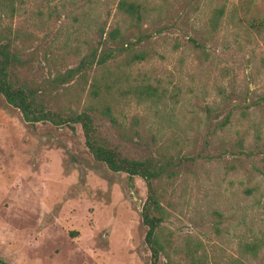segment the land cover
<instances>
[{
	"label": "rangeland",
	"instance_id": "obj_1",
	"mask_svg": "<svg viewBox=\"0 0 264 264\" xmlns=\"http://www.w3.org/2000/svg\"><path fill=\"white\" fill-rule=\"evenodd\" d=\"M138 1L148 40L124 45L86 83L52 80L92 50L114 48L101 45L102 31L134 41L118 0H11L0 26L20 55L19 76L41 86L48 108L82 110L94 80L119 124L96 101L99 135L126 158L176 164L155 182L160 264H264V0ZM216 6L224 16L208 37ZM139 51L145 60L125 66ZM145 195L140 178L92 159L79 125H31L0 97V264H149Z\"/></svg>",
	"mask_w": 264,
	"mask_h": 264
},
{
	"label": "trees",
	"instance_id": "obj_2",
	"mask_svg": "<svg viewBox=\"0 0 264 264\" xmlns=\"http://www.w3.org/2000/svg\"><path fill=\"white\" fill-rule=\"evenodd\" d=\"M11 8V0H0V21L2 14ZM116 10L123 15L128 22L129 35L133 42H128L119 32L118 28H113L108 32H101V45L114 43V48L106 47L104 50L96 52L92 50L83 56L74 68L65 70L62 74L53 77V86H61L72 80L85 82L88 80L90 71L93 67L104 66L107 61L112 60L115 55L122 54L125 51L124 45L133 46V43L147 41L150 34L141 29L144 8L138 0H118ZM224 16V7L216 6L212 8L205 23V34L209 37L218 30L221 19ZM245 20V18H244ZM256 22L255 18L247 20V23L259 33L263 27L262 21ZM144 51L133 52L123 57V63L128 66L145 60ZM22 66L20 55L13 45L10 38V32L0 26V97L4 102L16 109L24 122L34 124L38 122H48L54 126H67L73 129V125H79L83 143L92 159L102 163L112 173L125 174L127 178H140L145 186V199L141 205L140 219L141 224L146 228L144 234V244L149 251V264H160V257L165 254L164 240L160 235V227L164 220V214L159 204L155 189V182L161 179H169L174 175L176 164L168 159H156L152 157L144 159H129L121 155L116 149L111 147L107 141L102 138L90 116L97 109L93 104L104 98L99 92V86L92 80L89 83L87 98L90 103L84 106L80 111L62 112L61 110H51L41 100L38 99L37 93L40 92L41 86H29L19 76V68ZM93 78V77H92ZM112 108L105 102L101 111L98 112L103 117H107L108 122L117 127L116 118L111 114ZM228 115L225 116L219 127L222 128L228 123ZM240 146V144H239ZM264 177V168L257 170Z\"/></svg>",
	"mask_w": 264,
	"mask_h": 264
}]
</instances>
